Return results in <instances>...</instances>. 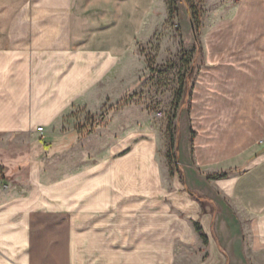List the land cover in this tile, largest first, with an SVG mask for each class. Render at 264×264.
I'll return each mask as SVG.
<instances>
[{
    "label": "crops",
    "instance_id": "1",
    "mask_svg": "<svg viewBox=\"0 0 264 264\" xmlns=\"http://www.w3.org/2000/svg\"><path fill=\"white\" fill-rule=\"evenodd\" d=\"M94 9L92 0H0V142L36 135L40 126L52 132L74 107L94 109L122 92L129 53L97 46L107 24L99 28ZM250 10L252 25H264V0H250ZM206 61L194 84V111L201 89L229 85L239 102L243 90L264 82V61L243 70L235 59L232 76L204 72L222 71L209 53ZM247 128L239 136L257 138ZM59 136L76 139L78 131ZM240 152L258 153L252 171L216 179L218 190L190 167L186 184L213 208L203 211L189 196L186 217L162 212L160 204L147 209L146 184L114 162L51 193L42 180L35 188L33 166L23 180L14 171L25 164L0 156V264H264V144L251 141Z\"/></svg>",
    "mask_w": 264,
    "mask_h": 264
},
{
    "label": "rangeland",
    "instance_id": "2",
    "mask_svg": "<svg viewBox=\"0 0 264 264\" xmlns=\"http://www.w3.org/2000/svg\"><path fill=\"white\" fill-rule=\"evenodd\" d=\"M169 2L92 0L99 28L108 27L99 29L97 46L129 53L124 88L115 90L97 108L74 107L52 132L37 129L33 136L3 139L0 156L7 162L25 164L14 171L23 180L29 178L33 166L35 188L42 180L55 193L57 186L68 188L75 177L95 176L101 172L100 163L114 162L128 168L126 176L131 181L140 179L146 184L141 186L144 192L155 198L146 202L147 209L160 204L162 212L178 210L186 217L189 196L203 211L213 208L186 184L187 180L192 184L190 167L209 180L211 189H217L216 179L208 175L228 172L231 177L252 171L258 153L240 151L251 141L264 144V88H259L264 82L243 90L239 102L229 85L199 90L200 104L195 111L193 92L188 96L185 91L180 106L175 101L187 63L195 66L194 73L187 76L190 87L207 65L206 53L222 67L218 72L204 68L211 75L232 76L235 59L241 61L243 70L255 66L256 60L264 61L259 54L264 51V25H252L256 11L251 12L250 0H179L173 15ZM255 50L259 58L251 59ZM259 77L263 79L264 74ZM157 110L163 112L161 118L156 116ZM244 127L257 138L240 137L238 131ZM73 128L78 131L76 139L59 136ZM172 136L175 143L171 148ZM76 165L80 169H74Z\"/></svg>",
    "mask_w": 264,
    "mask_h": 264
},
{
    "label": "trees",
    "instance_id": "3",
    "mask_svg": "<svg viewBox=\"0 0 264 264\" xmlns=\"http://www.w3.org/2000/svg\"><path fill=\"white\" fill-rule=\"evenodd\" d=\"M179 0H170L169 4H170V13L171 15H173L176 11V6H177V3H178ZM200 38L199 36L196 34V43H197V46H198V50L199 51H202V47H201V44H200ZM200 56L203 55V53H198ZM187 67H185V73H183V77H181V81H180V88H179V92H178V95H177V98H176V105L177 106H180V103L183 101V98H184V93L185 91L188 92V96H191L192 95V92L194 90V84H192L190 87H188L189 83H188V78L187 76H191L193 73H194V68L195 66L192 65L190 67H188V63L186 65ZM184 107L181 109L183 110ZM194 132V131H193ZM175 138L172 136L171 137V148L173 147L174 143H175ZM172 150V149H171ZM170 162L172 163V157L170 158ZM228 177V172H223V173H216V174H212V175H208V178L209 179H224V178H227ZM182 178H183V181L185 182V176L184 174H182ZM196 228H197V231L204 237L206 238V235L204 234L203 232V229L201 228V226L199 224H196Z\"/></svg>",
    "mask_w": 264,
    "mask_h": 264
},
{
    "label": "built area",
    "instance_id": "4",
    "mask_svg": "<svg viewBox=\"0 0 264 264\" xmlns=\"http://www.w3.org/2000/svg\"><path fill=\"white\" fill-rule=\"evenodd\" d=\"M156 116L159 117V118H161V117L163 116V112L160 111V110H157V112H156ZM38 130H39L40 132L44 131V127H43V126H40V127L38 128Z\"/></svg>",
    "mask_w": 264,
    "mask_h": 264
}]
</instances>
